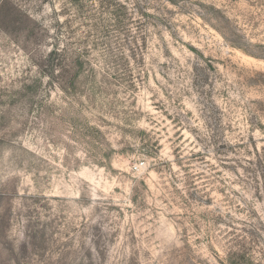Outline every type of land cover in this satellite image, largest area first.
<instances>
[{"label": "rangeland", "instance_id": "obj_1", "mask_svg": "<svg viewBox=\"0 0 264 264\" xmlns=\"http://www.w3.org/2000/svg\"><path fill=\"white\" fill-rule=\"evenodd\" d=\"M116 1L129 24L99 0L78 20L73 0H0L7 244L22 264H264V0ZM69 31L94 68L77 94L111 147L105 167L70 120L44 135L30 101L10 98L27 84L63 105L35 79Z\"/></svg>", "mask_w": 264, "mask_h": 264}, {"label": "trees", "instance_id": "obj_2", "mask_svg": "<svg viewBox=\"0 0 264 264\" xmlns=\"http://www.w3.org/2000/svg\"><path fill=\"white\" fill-rule=\"evenodd\" d=\"M73 1L76 4L78 3V11L75 14L76 20L81 17L87 19V13H91L86 6L88 0ZM167 1L174 6L178 5L176 0ZM98 9L102 16L108 15L112 20L111 23L115 24L116 27L126 25L127 22V24H129L133 21V18H131L129 14L128 6L125 3H120L116 0H99ZM108 27L109 26H105V29ZM69 28L72 30V26H69ZM69 34L70 40L68 39V42H61L59 36L55 37L48 55L44 58L43 65L39 66L41 72L35 79L36 84H39L42 82V79L46 78L48 79V85L57 87L62 94L61 100L63 105L60 104L57 106L55 103L49 102L48 100L44 101L38 92H30L31 87L27 86V84H24V86L10 98L14 101H16V98L17 101L21 99H28L30 101L29 105L26 106L29 108L28 112L29 114L32 113L36 115L32 120H40L38 129L41 130L44 135H48V120H70L68 124H72V130L76 133L79 144L84 149L89 150V140L92 139L95 147L99 148L102 152L101 159L98 158L96 161L99 166L105 167V162L110 158L111 147L109 148L108 142L104 140L102 132L88 122L89 119L84 113L86 104L77 94L80 79L87 75L86 68H90L92 74H94V68L91 66V63L83 57L84 53L81 48H79L80 46L72 42V37H74L73 35L76 33H71V31H69ZM223 35L225 37V34ZM232 44L234 47L242 49L240 44L235 42H232ZM2 96L3 95L0 94V105H2V99L4 98ZM13 104L14 103H8L7 108L1 106L0 120H6L11 114V108L14 107ZM74 109L76 112H74ZM71 112H73V114L69 115ZM26 115L27 113L21 115L23 120H29L24 118ZM5 202L6 198L0 194V254L6 255L4 258L5 262L13 259V264H22L18 258L19 253L16 246L12 242L10 246L7 244L8 233L11 227V212L10 209L4 208L6 206ZM28 223L29 227H31L32 223ZM38 233L44 234V228L42 227ZM36 237L35 233L27 235V240L23 243L22 249H20L21 253H24V250L33 244V240L35 241ZM97 253L100 255L99 252ZM90 260L93 261L92 259Z\"/></svg>", "mask_w": 264, "mask_h": 264}, {"label": "built area", "instance_id": "obj_3", "mask_svg": "<svg viewBox=\"0 0 264 264\" xmlns=\"http://www.w3.org/2000/svg\"><path fill=\"white\" fill-rule=\"evenodd\" d=\"M138 169V168H137Z\"/></svg>", "mask_w": 264, "mask_h": 264}]
</instances>
